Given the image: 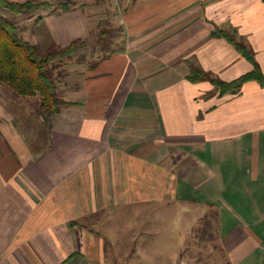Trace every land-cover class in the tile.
<instances>
[{"label":"crops","instance_id":"obj_1","mask_svg":"<svg viewBox=\"0 0 264 264\" xmlns=\"http://www.w3.org/2000/svg\"><path fill=\"white\" fill-rule=\"evenodd\" d=\"M33 1L53 4L30 13L53 46L110 27L123 47L63 82L68 104L29 135L2 106L0 264H117L106 239L134 206L148 229L167 210L182 230L212 211L230 264H264V85L222 95L189 79L193 67L225 81L253 69L217 27L264 71V0Z\"/></svg>","mask_w":264,"mask_h":264},{"label":"rangeland","instance_id":"obj_2","mask_svg":"<svg viewBox=\"0 0 264 264\" xmlns=\"http://www.w3.org/2000/svg\"><path fill=\"white\" fill-rule=\"evenodd\" d=\"M0 13L14 21L27 39L37 41L42 52L46 53L55 49L46 29L43 25H36V20H31L30 13L18 14L1 4ZM38 14L40 15L41 11ZM102 29L94 34H99ZM114 29L116 35L112 33L99 39L93 37L83 53L73 55L72 58L61 62L55 75L62 92H64L63 82L72 81L74 85L81 84V74L78 71H82L83 66L93 63L99 56L107 55L113 46L114 48L123 47V28ZM109 30H111L110 27ZM70 70L73 71L70 72ZM67 71L69 72L65 73ZM39 100L40 96H20L5 84L0 83V116L3 114L1 112L3 106L6 112L12 115L13 123L21 130L27 131L25 133L27 135L30 134L27 128L34 129L37 125L36 116L40 119L41 116L47 115V112L37 103ZM36 137L34 135L33 139ZM134 207L132 210H121L122 216L117 220L121 234L117 236L115 244L112 246V242L106 239V256L110 257L112 252L118 258L117 264H227V257L220 247L219 240L212 241L208 237L198 241L196 234L192 231L193 228L186 227L182 230L177 227V219L173 218V213L169 210L166 217L164 215L157 224H154L155 227L151 225L148 229L147 226L140 224L142 219L132 215L133 210L138 208ZM211 215L212 211L207 214V216ZM203 222L202 220L197 227H200Z\"/></svg>","mask_w":264,"mask_h":264},{"label":"trees","instance_id":"obj_3","mask_svg":"<svg viewBox=\"0 0 264 264\" xmlns=\"http://www.w3.org/2000/svg\"><path fill=\"white\" fill-rule=\"evenodd\" d=\"M0 4L18 14L33 13L43 8L53 7L49 1L33 0H0ZM74 4L72 0L60 3L63 11L71 9ZM100 35L106 37L109 35V29L103 28ZM211 35L226 38L253 64V69L235 80L225 81L210 72L193 67L189 74L191 81L210 80L222 95L238 92L243 84L250 80H256L264 85V71L255 57V52L245 41L241 40L235 32L224 28H215ZM89 42L90 39H77L66 47L54 44L55 49L44 53L37 44L22 35L14 21L0 13V83L5 84L20 96H40L41 108L47 112V115H54L68 104V101L59 93L55 71L59 69L61 62L72 58L78 49L88 46ZM202 220L204 221L202 225L197 227ZM218 224L217 214L213 212L211 216L201 218L192 231L196 234L198 241L208 237L216 241L220 239ZM214 249L216 251L217 244ZM227 264H230L228 259Z\"/></svg>","mask_w":264,"mask_h":264}]
</instances>
